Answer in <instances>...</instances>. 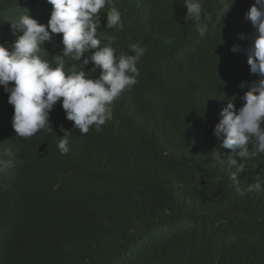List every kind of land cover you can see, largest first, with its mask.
Segmentation results:
<instances>
[{
  "label": "trees",
  "instance_id": "16d2710c",
  "mask_svg": "<svg viewBox=\"0 0 264 264\" xmlns=\"http://www.w3.org/2000/svg\"><path fill=\"white\" fill-rule=\"evenodd\" d=\"M254 4L204 0L211 18L201 36L186 22L183 0H110L98 35L114 36L117 54L132 43L146 51L138 83L99 132L80 134L58 101L53 131L21 138L0 86V152L24 161L0 174V264H264V191L238 197L234 169L211 156L220 109L228 99L242 107L248 89L239 85L259 79L247 63L256 30L245 14ZM112 6L123 31L105 28ZM52 8L47 0H0V44L11 50L20 16L47 25ZM61 39L45 42L42 59L62 52ZM76 63L66 58L65 71ZM93 67L85 70L95 79ZM61 126L70 131L66 155L57 147ZM260 173L264 156L249 159L241 185Z\"/></svg>",
  "mask_w": 264,
  "mask_h": 264
},
{
  "label": "clouds",
  "instance_id": "9594fccd",
  "mask_svg": "<svg viewBox=\"0 0 264 264\" xmlns=\"http://www.w3.org/2000/svg\"><path fill=\"white\" fill-rule=\"evenodd\" d=\"M47 2L53 6L47 25L38 23L29 13L22 15L13 23L14 31L22 34L14 40L11 50L0 44V86L14 108L12 127L25 139L41 131L52 132L50 113L59 101L66 119L74 122L73 127L80 134H88L93 126L97 132L102 131L122 92L138 83L137 65L146 50L141 44L132 43L128 51L117 54L112 46L116 38L103 33L98 35L101 10L110 0ZM183 5L186 22L194 21L203 36L207 31L206 21L211 18L204 0H183ZM106 14L105 28L124 30L119 8L112 6ZM245 18L256 30L247 51V63L250 73L259 79L239 85L241 89H248L240 97L244 102L242 107L237 110L233 100L228 99L220 109L219 122L213 129L219 150L214 148L211 153L214 162L221 166L227 163L234 169L229 177L230 187L241 198L251 192L264 191L261 173L247 187L240 182L247 161L264 156V0H255ZM57 34H62V52L51 56V61L42 59V50L46 52L43 45ZM231 51L235 53L239 47L233 46ZM66 58L77 62L71 64L69 71H65ZM89 63L94 65L92 71L100 70L98 78H91L85 70ZM61 131L65 134L59 138L57 147L61 155H66L70 151V131L63 126ZM222 149L232 150L235 157H226ZM23 164L24 161L10 150L0 152V174L18 171Z\"/></svg>",
  "mask_w": 264,
  "mask_h": 264
}]
</instances>
